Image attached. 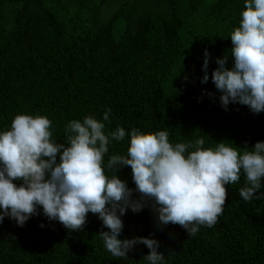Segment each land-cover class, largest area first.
Listing matches in <instances>:
<instances>
[{"label":"trees","instance_id":"trees-1","mask_svg":"<svg viewBox=\"0 0 264 264\" xmlns=\"http://www.w3.org/2000/svg\"><path fill=\"white\" fill-rule=\"evenodd\" d=\"M245 3L0 0V132L10 130L18 114L46 116L51 140L67 146L70 122L91 115L109 136L106 175L125 181L131 199L144 205L120 217L121 240H156L163 253L157 264H264V198L240 197L247 186L243 170L238 182L225 186L227 200L217 222L189 236L180 225L159 221L154 202L136 190L130 166L107 167L111 156L127 154L133 129L167 131L173 145L203 139L207 149L224 142L241 154L264 142V111L231 102L225 107L223 92L212 81L218 59L226 55L225 66L234 67L230 33L239 26ZM206 73L209 79L202 82ZM118 127L126 131L122 141L110 135ZM260 192L264 178L256 195ZM104 231L110 229L91 212L75 231L50 220L42 206L23 226L5 216L0 264H151L143 244L128 256H113L100 235Z\"/></svg>","mask_w":264,"mask_h":264},{"label":"clouds","instance_id":"clouds-1","mask_svg":"<svg viewBox=\"0 0 264 264\" xmlns=\"http://www.w3.org/2000/svg\"><path fill=\"white\" fill-rule=\"evenodd\" d=\"M244 7L239 26L230 33L234 67L225 66L228 56L218 59L212 81L223 92L225 107L239 103L258 114L264 111V0H246ZM209 55L206 51L205 72ZM208 79L206 73L202 82ZM51 124L46 116L18 114L10 130L0 132V223L9 216L23 226L37 214V206H42L50 220L75 231L83 229L91 212L110 229L100 235L113 256H128L135 245L143 244L150 249L146 259L157 264L163 253L156 240L119 238L123 229L120 217L128 208L139 212L144 205L131 199L132 190L125 181L106 175L109 136L105 124L91 115L82 122L71 121L66 128L67 146L51 140ZM110 135L122 141L126 131L118 127ZM204 143L197 139L194 144L173 145L167 131L133 129L127 154L111 156L107 167L130 166L136 190L154 202L159 221L178 224L192 236L199 226L212 227L217 222L227 200L225 186L238 182L241 170L247 186L240 188V197L245 201L264 198V192L256 195L264 178V142L243 154L224 142L207 149ZM17 180L22 181L20 186L14 183Z\"/></svg>","mask_w":264,"mask_h":264}]
</instances>
